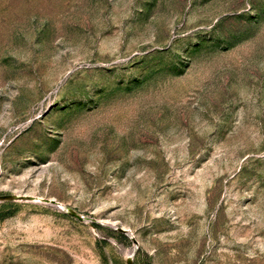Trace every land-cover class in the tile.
Masks as SVG:
<instances>
[{
	"label": "rangeland",
	"instance_id": "rangeland-1",
	"mask_svg": "<svg viewBox=\"0 0 264 264\" xmlns=\"http://www.w3.org/2000/svg\"><path fill=\"white\" fill-rule=\"evenodd\" d=\"M0 264H264V0H0Z\"/></svg>",
	"mask_w": 264,
	"mask_h": 264
}]
</instances>
